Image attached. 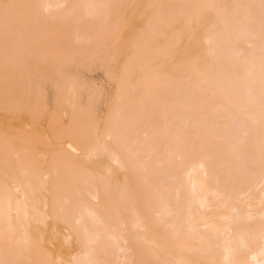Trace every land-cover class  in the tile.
<instances>
[{
	"label": "bare ground",
	"instance_id": "obj_1",
	"mask_svg": "<svg viewBox=\"0 0 264 264\" xmlns=\"http://www.w3.org/2000/svg\"><path fill=\"white\" fill-rule=\"evenodd\" d=\"M122 1L0 0V36L10 34L0 41V59L19 65L15 73L14 65L9 68L13 74L20 68L31 76L30 63L42 68L48 56L53 67L98 56L102 52L91 49L105 29H115ZM155 3L152 21L150 16L138 31L133 61L124 66L128 75L124 68L121 73L126 79L108 76L115 90L102 124L86 130L92 133L89 145L86 124L82 133L79 124L88 122L76 116L91 110L82 107L83 86L74 78H62L56 87L57 115L46 127L38 124L44 115L40 100L30 106L29 97L10 93L14 101L3 115L11 124L0 129V264H118L120 255L121 264H264V0ZM183 16L187 29L172 31H181L177 46L159 55L144 45ZM32 18L39 22L36 31ZM61 21L69 25L53 28ZM21 110L27 118L15 113ZM10 129H16L15 139L7 137ZM37 134L45 147L61 149L48 157L47 167L34 159ZM126 141L136 142L134 151L126 152ZM80 159L91 163L87 175ZM102 162L113 164L118 177ZM111 249L119 257L110 258Z\"/></svg>",
	"mask_w": 264,
	"mask_h": 264
},
{
	"label": "rangeland",
	"instance_id": "obj_2",
	"mask_svg": "<svg viewBox=\"0 0 264 264\" xmlns=\"http://www.w3.org/2000/svg\"><path fill=\"white\" fill-rule=\"evenodd\" d=\"M3 3H5L6 2V0L4 1V0H1ZM134 1H135V3H134ZM148 2H150V3H148ZM152 2V3H151ZM155 2H157V0H123L122 2H121V4H120V9H119V13L117 14L118 16L120 15V17H119V19H118V16L116 15V17H115V19L113 20V22L112 23H114L115 24V29H116V31H115V29H113L112 28V31H110L111 30V28L110 27H112L113 25H111V26H108L107 27V29H109V30H104V32H103V34L101 35V38H100V42L98 41V42H96L94 45H93V49H95V50H93V49H91V51H93V52H91V53H94L95 51H99L100 50V52H102L101 54H99L98 56H93L92 57V55L90 54V57L87 55L86 57H84V58H81V57H79L80 59H78L77 58V60L76 59H74V61H77V62H75V63H71V61H69V62H67L68 64L66 65V62H64V64L62 63V64H58V65H55V67H53L52 65H53V63L51 62V58L48 56V55H50V53H48V52H46L45 54H46V57L47 58H50L49 60L47 59V58H45L46 59V62L45 63H47V61H50V62H48L47 64L48 65H46L45 63V66L43 65L42 66V64H41V67L42 68H40V65H39V63L40 62H34V61H32L30 64L32 65V67H31V76L29 75V76H25V75H23V73H20V68H18L19 70V72L17 71L16 72V74H13V73H15L14 72V70H16L17 69V67L19 66H17L16 68H15V66H16V63L15 64H12V65H14V67L13 68H11V71H12V69H13V73L10 71V67L12 66L11 64L9 65V64H7L6 62H5V60L4 59H0V66H5V67H0V129H2V130H5V128L7 129V126H8V124H11V123H6L7 122V120H6V116H4L3 114H5V115H7L6 113H8V110H6V108H5V106H7V105H9L10 104V101H11V103L14 101V99L13 98H11L10 96H12L10 93H12V91H13V93L12 94H16L17 96L16 97H18L19 98V96L21 97V98H19L20 100H24L25 98H28L29 97V100H31L30 102H29V104H30V106L33 104H36V103H33V99H34V101L35 102H38L39 100H40V102H42L43 103V109H44V112H42V113H44V115L42 114V118H40V119H42V121L41 120H39L38 119V124L40 125L39 127H46V124H48L47 122H48V118L49 117H52V115H53V117H55L54 116V114H56L57 113V105H58V99H56L57 97V95H58V93H59V90H60V86H61V83H62V78L66 81V79L67 80H69L70 78L71 79H75V81H76V83H77V85L80 87L81 86V88H82V86H83V88L81 89V97H80V103H81V105H82V107L84 108H88V109H90L91 110V113H90V111H85V109L84 110H82L81 112H79V113H77L75 116L77 117H75L76 119H77V121H80V116H82L83 118H81V121L82 120H84V121H87L88 123H83V125L81 124V122L79 123L80 124V130H81V128L83 129L84 127H85V124H86V129L84 130L85 132H83L85 135H86V132L88 133L86 136V138L88 139L89 138V136H91L90 137V139H88V145L90 144V140H91V138H92V133H90L91 131H90V129L91 128H93V130H94V128L97 126V125H99V123H101L100 122V120L102 121V119H104V118H106V114L108 113V110H109V102H107V99H108V97H109V95H111L110 93H112V92H114V90H115V84H116V82H117V79H119V77L121 78V73L122 72H124V70L127 68L126 67V63L127 62H130V60H131V62L133 61L132 60V55H131V53L132 54H134V51H136V49H137V47H138V45H139V42H140V40H141V38L139 37V35H140V33L143 31V29H145L148 25L147 24H149V22H148V18H150V16L152 15L153 16V12L155 11V9H156V7H151L152 6V4L153 5H156V3L154 4ZM134 4H135V6H134ZM137 5V6H136ZM151 5V6H150ZM127 6V7H126ZM36 8V7H35ZM142 8V9H141ZM153 8H155V9H153ZM130 9V10H129ZM133 9V10H132ZM137 10L136 11V13L133 15V13H134V10ZM140 9H141V11H144V12H146V15L144 14V13H140ZM144 9V10H143ZM151 9H153V10H151ZM34 10H39V9H34ZM153 11V12H151L150 13V11ZM130 11H132V12H130ZM40 13H41V11H40ZM122 13H124V14H122ZM148 13H149V15H148ZM123 16H122V15ZM142 14H144L146 17H144V15H142ZM39 15V14H38ZM136 15H139V16H136ZM35 16H36V14H35ZM35 16H33V18L35 17ZM142 16V17H141ZM149 16V17H148ZM152 16H151V18L149 19V20H151L152 21ZM39 17H40V15H39ZM130 17V18H129ZM31 19V21L32 20H34V19ZM36 18V17H35ZM123 18V19H122ZM184 18H186V19H188L186 16H183L182 18H180L176 23H175V25L170 29V28H168V29H163V28H165V26L160 30V34L159 33H157V35L156 34H154V35H152V36H150L151 38H149L148 37V40H146L145 39V42H144V45L146 46V47H148V49H149V47L151 46V48L154 50V51H157L156 53H158L159 55H163L164 54V52L166 51V49L168 48V47H170V46H177L178 44H176V43H178V41H179V36L178 35H180V33H181V31L182 32H184L186 29H187V25H188V23H186V21L188 22V20H186V19H184ZM116 19L118 20V21H116ZM121 19V20H120ZM2 20V19H1ZM0 20V23L2 22ZM65 21V20H64ZM114 21H116V22H114ZM37 22H38V19H37ZM185 22V23H184ZM33 23V22H32ZM39 23V22H38ZM38 23H36V25H35V20H34V24L33 25H31V22H30V25H31V27L32 26H37L38 27ZM65 23V22H64ZM64 23H62V21L61 22H59V23H56V24H54L55 26L53 27V28H55L56 27V25H57V27L58 28H62V26L60 27V25L59 24H64ZM111 23V24H112ZM119 23V24H118ZM185 24V25H184ZM65 25V24H64ZM67 25H69V24H67ZM67 25H65L64 26V29H65V27H67ZM117 25V26H116ZM81 27L80 28V30L83 28L81 25H77V26H75V29L77 28L78 30H79V28L78 27ZM35 27H33V28H31V29H33L34 31H36L37 30V27L35 28ZM57 27H56V29H57ZM70 28V27H69ZM69 28H66L68 31H70L71 29H69ZM184 28V29H183ZM36 29V30H35ZM56 29H54L55 30V32H57L58 33V31L56 30ZM63 29V28H62ZM62 29H59V31H61V32H63L62 31ZM74 29V30H75ZM79 30V31H80ZM115 32H114V31ZM139 30H142L140 33L138 32ZM179 31V30H181L180 31V33L178 34V35H176V33L177 32H172V31ZM137 31V33H135ZM64 32H65V30H64ZM63 32V33H64ZM73 32V31H72ZM75 32H77V31H75ZM62 33V34H63ZM69 34V32H66V34L64 35V37L66 36V35H68ZM169 33H174V34H169ZM62 34L61 33H59V34H57L58 36H61L63 39H64V37L62 36ZM136 34H138V35H136ZM6 35V36H5ZM8 36H10V34H8L7 32L5 33H3L1 36H0V41H4V40H6L7 39V37ZM169 36V37H168ZM177 36V37H176ZM6 37V38H5ZM68 37H70L69 35L68 36H66L65 38L66 39H69ZM135 37H137V38H135ZM176 38V39H173V38ZM1 38H3V40L1 39ZM139 38V39H138ZM161 38V39H160ZM171 38V39H170ZM136 39H138L139 40V42L138 41H136ZM170 39V40H169ZM167 41V42H163L162 43V41ZM148 41V43H146ZM149 41L151 42V43H153L154 44V46H153V44H149ZM161 41V42H160ZM156 42H159V43H161V44H158V46L157 45H155V43ZM168 42H169V44H168ZM165 44H168V46H166ZM102 45V48L101 47H99V46H101ZM162 45V47H160V46ZM166 46V47H165ZM105 47V48H104ZM99 48H101L102 49V51H101V49H99ZM106 49L105 51H103L104 49ZM151 49V50H152ZM134 50V51H133ZM114 52H115V54H114ZM109 53V54H108ZM48 54V55H47ZM105 54V55H104ZM119 55V56H118ZM89 57V58H88ZM106 59H105V58ZM115 57V58H114ZM130 57V58H129ZM88 58V59H87ZM100 60H98V59ZM85 59H87V62H86V60ZM102 59V60H101ZM117 59V60H116ZM32 60H35V61H37L36 59H32ZM85 60V61H84ZM129 60V61H128ZM2 61H4V62H2ZM104 61V62H103ZM116 61V62H115ZM147 60H145V62H146ZM87 64H86V63ZM104 64H103V63ZM108 62V63H107ZM145 62H143L142 61V64L144 63L145 64ZM150 62V61H149ZM2 63H3V65H2ZM4 63H5V65H4ZM14 63V62H13ZM35 63V64H34ZM99 63V64H98ZM102 63V64H101ZM33 64H34V66H33ZM83 64H84V66H83ZM89 64H91V65H89ZM147 64H149V63H147ZM9 65V66H8ZM30 65V66H31ZM50 65V66H49ZM61 65V66H60ZM62 65H64V66H62ZM86 65V66H85ZM128 65V64H127ZM136 65V64H135ZM146 65V64H145ZM87 66H89V67H87ZM124 66L126 67V68H124ZM134 66V65H133ZM132 66V68L134 69L135 68V66L133 67ZM144 66V65H143ZM7 67V68H6ZM95 67V68H94ZM137 67V66H136ZM5 68V69H4ZM50 68L52 69V70H50ZM55 68H58L59 70H57V69H55ZM85 68V69H84ZM123 68H124V70H123ZM129 68V67H128ZM138 68V67H137ZM137 68H135V69H137ZM139 69V68H138ZM138 69H137V71H135V72H138ZM88 70V71H87ZM41 71H43V72H41ZM49 71V72H48ZM58 71V72H57ZM60 71V72H59ZM126 71V74H125V72H124V74L125 75H128L127 73H128V70L126 69L125 70ZM12 73V75L10 76V74ZM32 72L34 73V74H32ZM115 72V73H114ZM21 74V78L24 76L25 78H23V79H20V81H22V82H20L21 83V85L19 84V82H17V80H19V76L17 75V74ZM61 75H60V74ZM109 73V74H108ZM117 73V74H116ZM75 74V75H74ZM108 74V75H107ZM115 75L114 76V79H116L115 81L114 80H112L113 82L111 83V80H110V77H111V75ZM10 76V78H8L9 76ZM13 75L14 76H16V77H18V78H14L15 79V84H17V85H15L16 87L14 88V85H13V81H14V79H13ZM23 75V76H22ZM41 77H40V76ZM117 75V76H116ZM7 76V77H6ZM39 76V77H38ZM59 76H60V78H59ZM62 76H64V77H62ZM108 76H110V77H108ZM30 77V78H29ZM113 77V76H112ZM8 78V79H7ZM31 79L32 81L31 82H29L27 79ZM33 78V79H32ZM122 78L125 80L126 79V77L125 76H122ZM45 79V81H43V80ZM77 79V80H76ZM122 79V80H123ZM62 80V81H61ZM121 81V80H120ZM17 82V83H16ZM59 82V83H58ZM92 82V83H91ZM108 82H110L111 84H114V85H111V84H109L108 85ZM64 83V82H63ZM85 83V84H84ZM60 84V85H59ZM87 84V85H86ZM89 84V85H88ZM123 84H124V86L123 87H125V88H127L125 85V81H123ZM86 85V86H85ZM128 85V84H127ZM10 86V87H9ZM57 86H59L58 88H56ZM13 88H14V90H13ZM85 88V89H84ZM59 89V90H58ZM128 89V88H127ZM127 89H125L126 91H127ZM56 90V91H55ZM14 91L16 92V93H14ZM56 95V96H55ZM100 95V96H99ZM54 96V97H53ZM16 97H14V98H16ZM56 97V98H55ZM89 97H91L92 99H90ZM99 97V98H98ZM90 100H89V99ZM42 99V100H41ZM9 100V101H8ZM56 100H57V102H56ZM9 103V104H8ZM32 103V104H31ZM89 103V104H88ZM87 104V105H86ZM108 104V105H107ZM32 105V106H33ZM45 105V106H44ZM89 105V106H88ZM96 105V106H95ZM47 106V107H46ZM87 106V107H86ZM94 106V107H93ZM5 108V109H4ZM93 108H94V110H93ZM143 108V107H142ZM142 108H140V110H141V112H142ZM22 111V112H21ZM21 111H15V113L18 115V117L20 116V114L22 115V118H23V116L25 115L26 116V118L28 117L27 115H28V113L25 111V110H21ZM24 111V112H23ZM47 114H46V113ZM83 112H89L90 113V115H88L87 113V115L89 116V117H87ZM140 111L138 112V113H141ZM20 113V114H19ZM26 113V114H25ZM106 113V114H105ZM13 114H14V112H13ZM12 114V115H13ZM16 114L15 115H13V116H16ZM46 115H47V118H46ZM57 115V114H56ZM70 115V117H71V119L73 120V118H72V116L74 115V114H72V116H71V113H68L67 114V117ZM83 115H85V116H83ZM108 115V114H107ZM17 117V116H16ZM21 117V116H20ZM65 117V116H64ZM64 117H62V118H64ZM65 117L64 119H62V120H65L64 122H67V123H70L71 121H69L68 120V118L70 119V117ZM104 117V118H103ZM22 118H20V119H22ZM88 118H90V119H88ZM2 119V120H1ZM44 119V120H43ZM47 119V120H46ZM75 119V120H76ZM92 119H94V120H92ZM4 120H6V121H4ZM98 120V121H97ZM40 121V122H39ZM105 121V120H104ZM99 122V123H98ZM103 122V121H102ZM4 123H6L5 125H4ZM43 123V124H42ZM94 123L95 124H97V125H94ZM188 123H190V122H188ZM188 123H187V125H188ZM88 124H90V125H88ZM92 124V125H91ZM102 124V123H101ZM2 126V127H1ZM91 126V127H90ZM94 126V127H93ZM186 126V125H185ZM189 126L190 127H188V126H186V128L187 129H189L188 130V136L190 135L191 136V134H193L194 136V138H195V133H193L192 132V129L191 128H193L194 127V125H192L191 123L189 124ZM191 126H193V127H191ZM5 127V128H4ZM90 128V129H88V131H86L87 130V128ZM77 128H79V127H77ZM16 130V129H15ZM14 129H13V131L10 129L9 131H8V134H7V137H11L12 138V136H13V134H15L16 133V131H15ZM92 130V129H91ZM92 130V131H93ZM15 131V132H14ZM193 131H194V129H193ZM10 133V134H9ZM81 133H82V130H81ZM84 134L82 135V137H83V142L87 145V139L85 138V136H84ZM38 135V136H37ZM36 135V137H37V139H38V143H37V145L38 144H40V146L38 145V147H37V149H36V151H37V153L38 154H40V155H44V156H46L45 158H43V157H40V155H38L37 153H36V155H34V159H36V163H37V161H38V163H40L42 166H44V167H47L49 164V161H50V156H52V157H54L53 156V154H57V153H60V152H57V151H61V149L60 148H58V147H53V146H49V147H45V145H44V143H45V141H43V140H45V139H43V137L40 135L39 136V134H37ZM40 138H42L41 140H40ZM189 138V137H188ZM188 138H187V140H188ZM191 138H192V136H191ZM12 139H15V138H12ZM190 139V138H189ZM85 140H86V142H85ZM158 140V139H157ZM193 138L192 139H190V141H191V143H192V145L194 146V148H195V151H197V148H196V144L195 143H193ZM195 140V139H194ZM128 141H130V142H132L133 140H128ZM128 141H126V143L125 144H127V142ZM135 141V140H134ZM190 141L188 142L189 144H190ZM129 142V143H130ZM131 145H129V144H127V145H129V146H126V152L130 149V148H132V147H134L133 148V150L132 151H134V149H135V145H133V144H136V142L135 143H130ZM36 145V146H37ZM43 146V148H42V146ZM138 145V144H137ZM125 148V147H124ZM129 148V149H128ZM137 148V147H136ZM40 150V151H39ZM131 150V149H130ZM42 152V153H39V152ZM50 151H54V152H56V153H53V152H50ZM44 152V153H43ZM50 152V154H48ZM197 152H199V151H197ZM196 152V153H197ZM130 153H131V151H130ZM46 154V155H45ZM129 154V153H128ZM37 156H39V158L37 157ZM49 157V158H48ZM38 158V159H37ZM41 158L44 160V162H43V160H42V162L40 161L41 160ZM52 159V158H51ZM49 160V161H48ZM85 163H84V162ZM47 162V163H46ZM51 162V161H50ZM88 162V161H87ZM86 162V160H79V166H80V168H81V170L83 169V172H84V169L86 170V169H89V167H90V165H91V163H87ZM105 162V161H104ZM83 163V164H82ZM87 163V164H86ZM89 164V165H88ZM105 166H107V165H109L108 167H105ZM47 165V166H46ZM102 167L104 168V170L106 169V170H109V173H110V170H111V172L112 173H110V175L111 174H114V171L116 172V177H118V175H119V171L118 170H116V168L114 167V169H112V167L114 166L113 164L111 165L110 163H108V162H106V163H103L102 162ZM85 166V167H84ZM109 167H111V168H109ZM13 170V172H14V169H12ZM112 170H114V171H112ZM99 171V170H98ZM102 171V170H101ZM101 171L99 172V175H100V178H101ZM88 172V171H87ZM118 172V173H117ZM81 174H83V176L86 174H88V173H82L81 172ZM96 175H98L97 173H96ZM115 175H113V178H115ZM89 176V175H88ZM99 177V176H98ZM88 178V180H90L89 179V177H87ZM91 179H93V178H91ZM87 180V181H88ZM85 182V181H84ZM88 182H92V180H90V181H88ZM88 182H85V183H87L88 184ZM85 186V185H84ZM99 187V189H100V191H101V189H102V191H101V193L103 194V190H105V194H107V192H106V188L105 189H103V187H105V186H103L102 184L101 185H99L98 186ZM93 236V235H92ZM106 241H108V240H106ZM105 243V246H103L104 247V250H105V247H108V246H106V243L107 242H104ZM109 243H112L111 241L109 242ZM109 243H107V244H109ZM112 246H110V247H113V244H111ZM110 247L108 248V252L110 251L109 249H110ZM113 248H116L115 247V245H114V247ZM111 250H114V252L115 253H111V254H109V256L110 255H114V257H116L117 255V257H119V252H117L118 250L116 249V251H115V249H111ZM75 252H79V251H76V249L74 250ZM73 251V252H74ZM106 251V250H105ZM104 251V252H105ZM107 253V252H106ZM117 253V254H116ZM107 255H108V253H107ZM113 257V256H112ZM111 256H110V258H112ZM113 257V258H114ZM121 255H120V257H119V259L118 258H116V259H118V261L117 262H119L120 264H121ZM109 259V258H108ZM112 261H116L115 259H111V263H112ZM122 261H124L123 260V258H122ZM102 263H105V261L104 260H102ZM108 264L110 263L109 261L107 262ZM118 263V264H119ZM113 264H115V263H113Z\"/></svg>",
	"mask_w": 264,
	"mask_h": 264
}]
</instances>
